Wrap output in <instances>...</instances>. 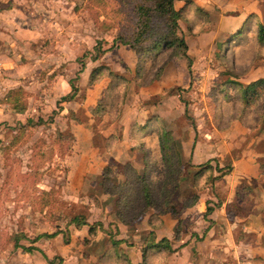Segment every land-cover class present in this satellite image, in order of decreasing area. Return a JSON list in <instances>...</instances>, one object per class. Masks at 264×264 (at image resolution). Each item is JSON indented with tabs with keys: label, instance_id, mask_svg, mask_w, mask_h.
<instances>
[{
	"label": "rangeland",
	"instance_id": "374dc122",
	"mask_svg": "<svg viewBox=\"0 0 264 264\" xmlns=\"http://www.w3.org/2000/svg\"><path fill=\"white\" fill-rule=\"evenodd\" d=\"M58 1L51 13L68 27L72 54L65 62L50 58L37 74L43 87L53 88L49 102L39 98L33 106L45 127L27 134H36L31 146L22 147L25 128L0 144V264H27L20 258L30 254L14 247L15 235L31 239L58 229L65 238L51 239L46 248L57 262L61 257L63 264H131L123 250L116 255L118 243L114 248L111 240L127 238L128 246L137 247L128 248L132 257L139 256L150 228L156 236L167 234L171 247L149 250L144 264H264V97L247 105L236 85L264 78V44L256 34L264 23V0H176L187 57L163 47L138 55L125 44L139 23L141 0ZM149 21L151 34L165 29L156 13ZM46 45L57 51L63 43L50 35L41 48ZM68 80L91 95L75 119L87 116L89 102L100 94L92 84L102 88L100 99L107 94L109 114L94 107L88 155L93 151L109 165L97 182L76 173L75 183L62 186L68 162L81 158V145L69 125L60 133L57 124L49 131L46 123L59 120L69 106L57 103L71 91ZM19 90L8 93L14 98L17 92L23 107L33 92ZM67 111L61 125L74 117ZM161 136L169 139L165 152ZM15 173L23 184L13 179ZM193 196L194 204L185 206ZM218 201L204 217L205 202L213 207ZM77 213L93 226V235L82 239V233L71 232L69 238L65 225Z\"/></svg>",
	"mask_w": 264,
	"mask_h": 264
},
{
	"label": "crops",
	"instance_id": "0c3cea01",
	"mask_svg": "<svg viewBox=\"0 0 264 264\" xmlns=\"http://www.w3.org/2000/svg\"><path fill=\"white\" fill-rule=\"evenodd\" d=\"M58 3V0H0V144H2V142L7 143L8 139H12V137H14L20 131H23L25 128L26 131L24 133L26 135L24 138L26 141L22 147L26 145L31 146L36 140V134L32 133L29 139L27 134L31 133L30 130L33 129L36 131V133H38V129L45 127L44 124L39 123L40 119L34 113L33 106L39 103V98H45L49 102V97L51 94L49 91H51L53 88L50 87L49 89L48 84H46L47 87H43L45 83L42 84L38 82L37 74L40 71V67L44 68V65L48 64V60H50V58L54 60L59 58L60 61L65 62L64 57H70L72 54L70 51V46L68 47V27H65V24L63 23L60 26L59 22H62V20H59V18L56 17L54 13H51ZM50 35L55 36L56 41L63 43L62 47L58 46L57 51L50 50V47H47V45L46 48H41L45 41H50ZM84 68L85 64L81 63L78 71L81 72L84 70ZM68 83L70 85L71 91L68 90L69 92L66 91L63 93L64 96H62L57 101V103L62 104L61 101H64L68 102L67 104L69 106H65L64 110H62L59 120L54 118L52 121L50 119V122L46 123L50 126L49 131H54L53 125L57 124L56 127L60 133L64 132L67 129L66 127L69 125L73 139L77 140L74 142H77V144L81 145V158L75 160L72 159L70 163L68 162L70 166L68 165L67 174L62 186L65 184L68 185L69 183H75L76 173H79V177H83V179L88 177V179L91 180V178L94 177L92 178V181L96 180L97 182V177L101 175V169L105 165H109V160L107 158L105 161H103V158L102 161L95 159L93 157V151L90 155H88V151L93 149L91 122L94 123L93 118L96 114L94 107L97 104L98 99H100L99 97H101L100 94L102 93V88L100 87V91L96 90L97 86L92 84L93 86H91V90L93 89L100 94L95 98L94 102H89L87 107H90L92 110L90 112L89 109L86 110V113L84 114L87 116H84V118L82 117L75 119V116L79 111H81L78 109V107L81 105V109H84L83 107L91 95H89L88 92H84V94L82 92L83 86L81 87L80 85L76 86L73 84L75 91L72 90L70 80H68ZM34 86L37 87V90L35 91H33ZM86 88L87 87H84V91L87 90ZM14 89L33 92L32 95L25 97L26 99L23 102V107H19L17 104V102H22L20 96L17 95V92L14 98L10 97L9 95L8 92ZM38 89L41 90L40 93ZM7 93L8 95L6 96ZM68 95L72 96V98L69 100H64L63 98ZM77 98L82 100L81 104L76 101ZM71 103L74 105H71ZM68 108L71 110L70 115L74 114V117H66V119L68 118L69 123L66 125H61L58 122L65 119L64 116L65 113L68 112ZM82 111L84 112V110ZM89 113L93 114L89 115ZM103 117L105 119V116L102 115V120ZM95 169L96 171H94ZM26 170H28V168L25 167V169L21 172L26 173ZM45 174L50 175V169L46 168ZM23 178L24 177L21 174L15 173L13 175V179H17L18 182L23 180ZM19 183L23 184L22 182ZM34 185L39 186V183L37 182ZM39 187L43 188L42 186ZM224 198H226V195ZM228 201L229 200L227 199L226 202ZM206 204L207 202H205L203 216H207L209 218L211 213L205 214ZM80 214L81 213H77L73 215L66 222L65 227L70 231V239L72 234L71 232L82 233V239L87 236L89 226L81 225L77 227L71 222L73 217L81 216L82 214ZM85 221L87 222V219H85ZM150 230H152V228H150ZM208 231L206 233H208ZM171 233H173V231ZM59 235H61L62 239L65 238V234L62 233L61 229L55 230L53 232L43 231L31 239H29V237H27L25 234H19L14 236L13 245L16 248L24 249V251L30 254L28 255L30 256L29 258H20L21 261H25L27 264H63L61 263L63 261L60 256L58 263L54 260V257L50 256L52 250L50 252L46 251V248L50 247L49 241L58 237ZM163 237L168 238V235L159 234V236H157V240ZM69 238L67 241H65V243L70 242ZM24 239H29V243H22V240ZM116 239L120 240L118 247L125 252L132 264H138L142 261L141 252L139 256L137 255L134 257L133 254L134 258L132 257L131 252L133 253V251L132 249L128 248L137 249V247L130 245L129 247V241L127 238L119 237ZM143 242H141V244ZM184 247H186V245L180 248L181 251L185 249ZM26 248L31 249L28 250ZM37 254L40 256H37ZM181 261L182 260L177 261L176 264L181 263ZM188 264L193 263L188 262Z\"/></svg>",
	"mask_w": 264,
	"mask_h": 264
},
{
	"label": "trees",
	"instance_id": "16d2710c",
	"mask_svg": "<svg viewBox=\"0 0 264 264\" xmlns=\"http://www.w3.org/2000/svg\"><path fill=\"white\" fill-rule=\"evenodd\" d=\"M175 1L176 0H141V3L138 5V8H137V11L139 14V23H137V27L135 31L133 32L134 34L133 38L129 40L128 39L124 40L125 44L129 45V47H131L136 53H138V55L139 54L143 55L146 51L150 49L152 50L160 49L163 47L166 50L167 49L171 50L174 53V55H176V53L179 52V54H181L182 56L187 57V54H186L187 43L184 37L178 33V30H179L178 20L180 18V12L174 6ZM151 12H154L158 16H160L163 22L165 23V29L162 32H156L155 34H151V29L153 28V27L151 28L150 21H149ZM256 34H257V38L259 41L258 43L260 45L264 44V23H261V22L258 23ZM110 75L115 76L113 74H110ZM157 77H159V74L156 75V78ZM231 83L235 85V82H231ZM71 85H72V90L75 91V87L73 86V83H71ZM236 85L238 86L237 88L238 94L240 95L242 101L247 103V105H249L253 99L259 100L264 97V78H260L255 81H252L248 83L247 85H242L236 82ZM106 96L102 97L101 99L97 101L96 110L100 114L102 113L109 114V110L105 105ZM71 98L72 96L68 95V96H65L63 99L69 100ZM145 125L147 124H144V126H139L138 129L139 128L140 130L144 129ZM159 143H160V146H161L160 148L162 152H165L170 149L168 147V143H169L168 138L161 136ZM205 166H206L205 170L211 169V166L207 164ZM141 181L144 182V185H143L144 199L146 201V204L148 206H151L153 204V199L149 195L147 184L144 181V176H142ZM192 199L193 200L190 203L185 204V206L187 205L190 206L194 204V201L197 200V196H193ZM220 205L221 204L219 203V201L215 205H212L213 207H211L207 203L205 214L211 213L212 210L214 209V206H220ZM71 222L74 223L77 227L81 225L89 226L88 232L92 235L94 234L93 226L89 225L85 221V218L82 215L73 217L71 219ZM153 231L154 230L149 231L148 238L144 239V242L142 246L140 247L142 261L145 260L147 252L149 250L158 251L157 249L162 248V245H164L163 247H165L167 250H170L171 246L169 247L168 245L170 244L169 243L170 240L166 237H163L157 240V236ZM175 239H177V235L175 236ZM110 243L115 248L117 243L119 245L120 240H111ZM118 245H117V248H115L114 250L116 255H120L121 250H122L121 248L118 247ZM26 249L30 250L31 248H26ZM127 259L130 261L128 257ZM142 261L138 264H144Z\"/></svg>",
	"mask_w": 264,
	"mask_h": 264
}]
</instances>
